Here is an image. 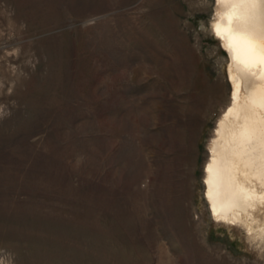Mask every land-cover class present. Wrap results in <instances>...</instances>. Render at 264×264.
Returning a JSON list of instances; mask_svg holds the SVG:
<instances>
[{"label": "rangeland", "instance_id": "374dc122", "mask_svg": "<svg viewBox=\"0 0 264 264\" xmlns=\"http://www.w3.org/2000/svg\"><path fill=\"white\" fill-rule=\"evenodd\" d=\"M213 7L0 0V264H264L205 205Z\"/></svg>", "mask_w": 264, "mask_h": 264}, {"label": "bare ground", "instance_id": "6f19581e", "mask_svg": "<svg viewBox=\"0 0 264 264\" xmlns=\"http://www.w3.org/2000/svg\"><path fill=\"white\" fill-rule=\"evenodd\" d=\"M210 29L227 53L231 90L207 142L206 210L215 225L239 227L243 242L259 246L264 244V2L214 0Z\"/></svg>", "mask_w": 264, "mask_h": 264}, {"label": "snow or ice", "instance_id": "6c2138e0", "mask_svg": "<svg viewBox=\"0 0 264 264\" xmlns=\"http://www.w3.org/2000/svg\"><path fill=\"white\" fill-rule=\"evenodd\" d=\"M217 2H218V3H220V2H222V0H217ZM261 2H264V0H261ZM216 34H217V36H219V35H220V33H219V32H217ZM234 98H235V97H234Z\"/></svg>", "mask_w": 264, "mask_h": 264}]
</instances>
